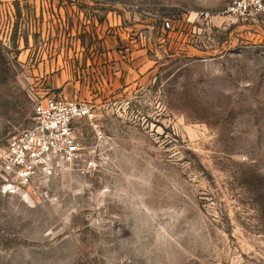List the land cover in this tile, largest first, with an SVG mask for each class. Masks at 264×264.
<instances>
[{"label": "rangeland", "instance_id": "374dc122", "mask_svg": "<svg viewBox=\"0 0 264 264\" xmlns=\"http://www.w3.org/2000/svg\"><path fill=\"white\" fill-rule=\"evenodd\" d=\"M51 96L95 120L0 170V264H264V0H0V157Z\"/></svg>", "mask_w": 264, "mask_h": 264}, {"label": "built area", "instance_id": "2783aa9c", "mask_svg": "<svg viewBox=\"0 0 264 264\" xmlns=\"http://www.w3.org/2000/svg\"><path fill=\"white\" fill-rule=\"evenodd\" d=\"M33 110L34 124L13 137L0 157V170L8 179L5 192L23 200L32 198L31 187L47 167L57 161L72 163L79 157L82 143L73 129L75 120L86 118L92 125L95 120L89 105L61 96L38 101Z\"/></svg>", "mask_w": 264, "mask_h": 264}]
</instances>
